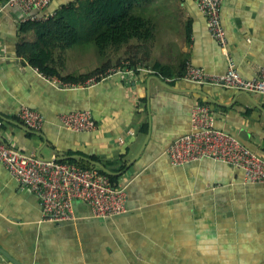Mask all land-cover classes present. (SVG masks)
<instances>
[{"label": "crops", "instance_id": "obj_1", "mask_svg": "<svg viewBox=\"0 0 264 264\" xmlns=\"http://www.w3.org/2000/svg\"><path fill=\"white\" fill-rule=\"evenodd\" d=\"M76 1L52 0L46 14ZM136 11L150 22L151 38L133 43L125 59L98 52L88 71L70 69L84 45L72 44L67 28L51 19L52 39L66 48L55 56L62 59L59 75L104 72L94 83L65 88L61 78L18 56V44L30 37L20 32V11L0 1V142L44 160L125 156L129 164L141 155L120 173L126 214L96 219L78 201L75 220L59 223L43 221L37 196L0 162V246L19 264H264V185L246 183L243 171L213 159L177 166L169 156L173 142L192 132L193 107L203 105L216 128L264 158L263 94L183 79L187 63L222 76L229 59L244 80L257 78L264 69V0H224L225 48L194 0H141ZM22 107L44 118L43 133L33 131L44 138L16 125ZM77 111H90L97 130L66 129L60 117ZM242 131L249 141L239 137ZM0 264L12 263L0 253Z\"/></svg>", "mask_w": 264, "mask_h": 264}, {"label": "built area", "instance_id": "obj_2", "mask_svg": "<svg viewBox=\"0 0 264 264\" xmlns=\"http://www.w3.org/2000/svg\"><path fill=\"white\" fill-rule=\"evenodd\" d=\"M207 20L213 39L220 47L227 45L221 22L224 0H194ZM52 0H8L17 8L20 24L44 23L54 17L46 14ZM95 80L89 82L94 83ZM183 79L194 85H213L264 95V69L253 80H244L232 60L224 75L211 76L206 71L187 64ZM67 88L69 84L59 82ZM19 120L32 131L43 133L44 118L36 111L22 107ZM63 126L74 132H94L98 126L90 111H77L60 117ZM192 132L177 138L170 150L172 163L183 166L191 162L213 159L243 171L248 184L264 185V158L246 147L236 136L215 127L209 106L196 105L191 115ZM122 142V141H121ZM0 162L22 186L40 201L44 222L75 220V203L87 204L96 219H108L128 212L127 186H114L108 176L96 169H82L77 165L46 161L0 142Z\"/></svg>", "mask_w": 264, "mask_h": 264}, {"label": "trees", "instance_id": "obj_3", "mask_svg": "<svg viewBox=\"0 0 264 264\" xmlns=\"http://www.w3.org/2000/svg\"><path fill=\"white\" fill-rule=\"evenodd\" d=\"M140 2L141 0H78L58 10L52 21L56 20L67 28L72 44L88 45L94 43L101 55H106L109 51L120 53L126 50L129 53L132 51L130 46L133 43L146 42L152 36L150 22L136 11ZM52 21L50 19L44 23L28 22L21 25L20 32L26 33L30 38L21 40L18 44V56L28 64L36 66L47 76L59 77L63 83L69 85L85 84L92 78L99 80L100 74H104L102 70L79 77L71 75L62 77L59 75L57 69L60 70L63 64L57 62L56 57H59L66 48L60 47L52 39L50 35ZM156 68L158 71L166 70L161 65H157ZM73 154L72 152L67 153V155ZM89 158L100 162L107 169L117 174L123 173L128 164L125 156H119V160L115 162L104 161L98 157ZM65 162L77 165L82 169H95L83 160ZM99 172L106 175L102 171ZM108 178L114 186L121 185V176H108Z\"/></svg>", "mask_w": 264, "mask_h": 264}, {"label": "water", "instance_id": "obj_4", "mask_svg": "<svg viewBox=\"0 0 264 264\" xmlns=\"http://www.w3.org/2000/svg\"><path fill=\"white\" fill-rule=\"evenodd\" d=\"M0 1H8V0H0ZM152 80H155L157 82H159L163 87L167 88V89H171V90H175L174 88H172L171 86H169L167 83L163 82L160 78L153 76ZM176 91V90H175ZM189 93H195L198 95H206L203 91L201 90H192L189 91ZM245 95H247L248 97H251V95H249L248 93H244ZM210 99V97H208ZM253 103L255 102L254 100H252ZM257 107L259 109H261L258 105ZM262 110V109H261ZM16 125H18L21 129H23L26 132H33L31 129H29L28 127H26L25 125L16 123ZM34 133V132H33ZM35 135H39L41 137L44 138V136L42 134H38V133H34ZM239 137L244 140V141H249L250 137L249 134L246 133V131H242L239 135ZM250 149V148H249ZM253 151V150H252ZM141 155H139L138 157H136L135 159H133L127 166V168L129 169L132 165H134L140 158ZM39 158L40 155H38ZM42 159V158H41ZM44 160V159H43ZM69 160H83L89 164H91L96 170L98 171H102L104 174H106L107 176L110 177H118L121 176L122 174H117L114 173L112 171H110L109 169H107L105 166H103L100 162L94 161L90 158L84 157V156H79V155H73V156H69V157H62V158H56V159H49L46 161H57V162H65V161H69ZM0 253L5 256L12 264H19L14 258H12L1 246H0Z\"/></svg>", "mask_w": 264, "mask_h": 264}, {"label": "rangeland", "instance_id": "obj_5", "mask_svg": "<svg viewBox=\"0 0 264 264\" xmlns=\"http://www.w3.org/2000/svg\"><path fill=\"white\" fill-rule=\"evenodd\" d=\"M98 52L100 53L98 47L94 43L79 47V49H76L72 54V57L70 59L72 65L70 69L74 70L75 68H78V70H91L96 64ZM120 53H123L122 57L123 59H125V57L127 56L126 50H123ZM58 62H62V59H58Z\"/></svg>", "mask_w": 264, "mask_h": 264}]
</instances>
